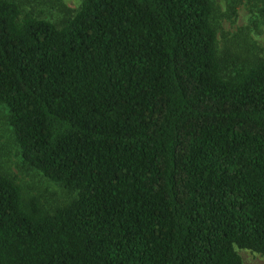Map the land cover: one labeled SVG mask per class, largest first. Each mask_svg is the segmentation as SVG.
<instances>
[{
    "label": "trees",
    "instance_id": "obj_1",
    "mask_svg": "<svg viewBox=\"0 0 264 264\" xmlns=\"http://www.w3.org/2000/svg\"><path fill=\"white\" fill-rule=\"evenodd\" d=\"M32 2L0 0V104L22 161L75 195L48 210L0 172V264L264 254V56L248 33L219 44L217 0H81L57 21Z\"/></svg>",
    "mask_w": 264,
    "mask_h": 264
},
{
    "label": "rangeland",
    "instance_id": "obj_2",
    "mask_svg": "<svg viewBox=\"0 0 264 264\" xmlns=\"http://www.w3.org/2000/svg\"><path fill=\"white\" fill-rule=\"evenodd\" d=\"M81 0H35L25 3L26 9H34L42 17L57 21L63 15L64 7L75 9ZM58 5V6H57ZM220 30L219 44L230 42L243 33L248 35L261 49L264 56V12L263 4L254 0L236 4L233 9L227 7L224 0H217ZM60 8H62L60 10ZM0 172L13 176L27 195H35L48 210L66 204L75 195L61 184L49 180L39 171L28 167L21 158L20 150L13 139L8 123V110L0 104ZM242 264H264V254L247 248L235 247Z\"/></svg>",
    "mask_w": 264,
    "mask_h": 264
}]
</instances>
